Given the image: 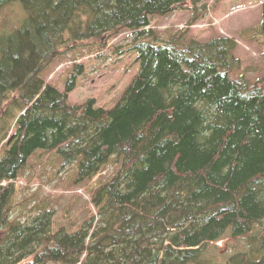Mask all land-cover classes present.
Returning a JSON list of instances; mask_svg holds the SVG:
<instances>
[{
	"label": "trees",
	"instance_id": "obj_1",
	"mask_svg": "<svg viewBox=\"0 0 264 264\" xmlns=\"http://www.w3.org/2000/svg\"><path fill=\"white\" fill-rule=\"evenodd\" d=\"M14 1L28 15L0 34V181L15 180L38 150L78 163L77 181L112 158L119 168L75 231L55 230L47 209L12 221L15 187L0 186V264H207L211 242L264 224V79L234 76L233 37H160L149 27L203 0H0V9ZM122 30L134 32L127 50L139 70L113 106L70 102L83 65L65 90L42 76L65 46ZM244 263L264 264V241L229 259Z\"/></svg>",
	"mask_w": 264,
	"mask_h": 264
},
{
	"label": "rangeland",
	"instance_id": "obj_2",
	"mask_svg": "<svg viewBox=\"0 0 264 264\" xmlns=\"http://www.w3.org/2000/svg\"><path fill=\"white\" fill-rule=\"evenodd\" d=\"M263 2L203 0L196 5L188 2L167 15H154L149 27L160 37L174 33L202 41L215 36L233 37L238 41L236 54L242 60V68L234 76L244 74L252 81H258L264 79V34L260 30ZM27 15L20 1L4 6L0 9V34L19 28ZM133 40V31L122 30L105 34L101 39L67 45L45 65L42 76L48 84L65 90L75 66L83 65L85 72L70 93V102L81 104L92 97L97 105L111 107L139 70L138 53L127 50ZM63 162V157L56 151L38 150L15 180L0 181V186L13 183L15 187L14 207L10 212L12 221L31 222L47 209L53 213L55 230L65 227L75 231L84 220L97 214L92 195L97 187L117 173L119 167L115 158L93 178L84 181H77L78 163L64 166ZM263 241L264 224L255 225L244 236H233L230 230L217 242H211L205 255L207 264H229V259L236 254H251L254 249H261ZM47 264L64 263L52 261Z\"/></svg>",
	"mask_w": 264,
	"mask_h": 264
}]
</instances>
